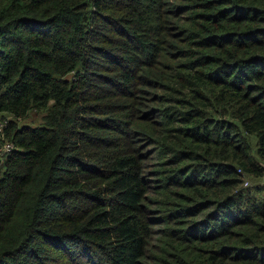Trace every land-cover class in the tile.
<instances>
[{
    "label": "trees",
    "instance_id": "obj_1",
    "mask_svg": "<svg viewBox=\"0 0 264 264\" xmlns=\"http://www.w3.org/2000/svg\"><path fill=\"white\" fill-rule=\"evenodd\" d=\"M2 120L0 264H264V0H0Z\"/></svg>",
    "mask_w": 264,
    "mask_h": 264
},
{
    "label": "rangeland",
    "instance_id": "obj_2",
    "mask_svg": "<svg viewBox=\"0 0 264 264\" xmlns=\"http://www.w3.org/2000/svg\"><path fill=\"white\" fill-rule=\"evenodd\" d=\"M40 117H41L40 113H36V112L31 113L25 120H21L20 123H25V124H29L30 126H34L40 122ZM3 143H2V145H3ZM2 145H0V149H1ZM244 181H245V183H243V184L246 187L252 186V185H258V184L264 183V175L260 179H255V178L247 176V177H244ZM151 184H153V182Z\"/></svg>",
    "mask_w": 264,
    "mask_h": 264
},
{
    "label": "built area",
    "instance_id": "obj_3",
    "mask_svg": "<svg viewBox=\"0 0 264 264\" xmlns=\"http://www.w3.org/2000/svg\"><path fill=\"white\" fill-rule=\"evenodd\" d=\"M6 120H3L0 122V135L2 133V129H3V125L5 123ZM14 148L13 144L10 143V142H5L3 143L2 145V148H1V152L0 154H7V153H10L12 151V149ZM245 183V182H244Z\"/></svg>",
    "mask_w": 264,
    "mask_h": 264
}]
</instances>
